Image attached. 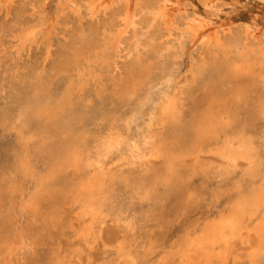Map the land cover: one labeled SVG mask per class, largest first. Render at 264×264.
Wrapping results in <instances>:
<instances>
[{
  "label": "bare ground",
  "instance_id": "bare-ground-1",
  "mask_svg": "<svg viewBox=\"0 0 264 264\" xmlns=\"http://www.w3.org/2000/svg\"><path fill=\"white\" fill-rule=\"evenodd\" d=\"M256 1L56 0L52 18L54 0H0V264H20L38 224L92 250L109 219L133 235L180 225L141 251L118 244L121 264H237L251 231L264 262Z\"/></svg>",
  "mask_w": 264,
  "mask_h": 264
},
{
  "label": "rangeland",
  "instance_id": "rangeland-1",
  "mask_svg": "<svg viewBox=\"0 0 264 264\" xmlns=\"http://www.w3.org/2000/svg\"><path fill=\"white\" fill-rule=\"evenodd\" d=\"M227 1L231 2L232 0H227ZM236 1L238 2V4L242 5V8L246 5V8L245 7L244 8L246 10H250V12L256 11L257 7H255L254 5H257V4L259 5V3L256 0H236ZM56 4H57L56 0H54L53 3L51 2L50 10L44 12L45 17L47 16H51L52 18L55 17V9L57 7ZM59 19H60L61 25L58 26V29L59 28L61 29L64 27L63 25L64 19L61 18L60 16H59ZM50 22L51 23H49V28L51 29L54 21L52 20ZM33 52H34L33 57H35V55L37 56V54H40L42 50L38 51V49H34ZM39 57L40 59L42 58V56H39ZM188 66H190V63L188 60H185V64L183 66L184 73H186V71L189 69ZM30 71H31L30 68L21 69L20 73L22 75L24 74L29 75ZM6 147H8V140L7 139L1 140L0 138V155L2 154L6 155L9 153L8 152L9 149L7 150ZM115 170H117V168ZM34 176L36 178L39 177L37 173L36 174L34 173ZM35 177L29 181L28 186L32 183V181L36 180ZM259 179L260 181L258 182V185H261L264 187V170H263L261 178ZM67 207L68 205L64 206L65 215L69 218H72L74 214L72 213V211L69 210V208L67 209ZM108 224L110 225L108 226ZM149 224H150L149 228L151 230H154L153 233L151 232V230L148 232L147 231L148 229L144 228V229H138L136 234L133 235L132 233L131 234L126 233L123 226H119L117 223L109 219L107 223H105V226H108V227L105 228L104 226L106 230L103 228V230L101 231V240L99 241V244H97L96 247L93 248L92 250H90V248H88V246L86 245L77 246L78 242L74 239L73 233H70V232L63 233L61 231H58L57 229L55 230V228H51L47 230V228L43 227L42 224H38L40 226H38V229L37 228L35 229V232L26 231L25 240L27 243V247L20 249L21 252L19 251L20 253H19L18 258L20 260V264H31L30 262L34 257L38 259L36 264H46L43 261L44 260L43 257L44 255H47L48 253L51 254V253H55L59 251L61 255L68 254L69 256L70 255L72 256L79 252L80 256L83 258L80 264H88V262H91V264H99V263L100 264H121L120 259L117 258L118 244L125 242L124 243L125 245L127 246L133 245L135 248L137 247V249L141 251L145 245L148 244L149 246V243H152L153 241H156V240H160L161 238H167L168 241H170L172 238L174 239L173 236L177 233L178 226H180L178 225V222H174L171 220L168 221L167 228H161L157 226L155 222H151ZM75 227H78V225L75 224ZM251 233L255 235L256 231H251L248 237H246V235L244 236V238L248 239L249 241L247 242V245H245L246 244L245 243L242 246L241 244H238L237 246L236 253L240 255V258L237 264H251L250 254L253 251L252 249L256 247L257 245L256 244L257 237L252 236ZM153 234H154V237H152ZM42 237L43 238L45 237L46 239H44V241H41L43 239ZM253 237L256 238L255 241ZM251 238L253 240H251ZM251 243H253L254 245H252ZM249 245H252L251 247L253 248L251 249ZM247 257H249V259ZM86 259L88 260L86 261ZM77 261H78L77 258H75L73 261V264H77ZM168 262H166L165 264H168ZM227 264H233V262L231 261L230 263H227ZM261 264H264V262Z\"/></svg>",
  "mask_w": 264,
  "mask_h": 264
}]
</instances>
